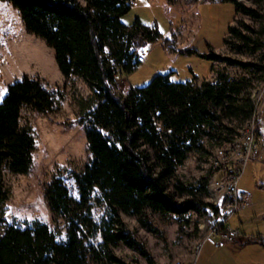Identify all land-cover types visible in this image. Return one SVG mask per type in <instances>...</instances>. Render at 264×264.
<instances>
[{"label":"trees","instance_id":"1","mask_svg":"<svg viewBox=\"0 0 264 264\" xmlns=\"http://www.w3.org/2000/svg\"><path fill=\"white\" fill-rule=\"evenodd\" d=\"M1 1L17 9L26 29L55 51L65 78H82L93 100L109 107L82 118L91 120L86 129L91 157L82 171L68 175L76 183L79 198L70 195L60 177L48 187L50 209L63 226L40 221L27 226L18 223L0 248V264H89L91 254L108 258L113 264H126L111 250L119 242L153 262L151 253L128 230L123 214L144 219L148 210L163 215L193 210L210 217L202 200L193 197L178 201L169 180L190 153L204 150L205 138L231 130L225 119L241 118L245 123L252 117L250 79L217 73L215 80L204 79L198 85L197 76L192 81L173 82L171 71L169 76L158 74L147 85L120 96L116 78L132 74L140 64L137 56L141 50L164 37L156 24L151 27L139 18L132 25L124 23L132 0ZM218 1L232 2L236 16L246 15L262 26L257 31L243 23L244 32L230 25L224 43L231 35L240 40L239 51L253 54L264 47L261 9L239 0ZM179 52L211 60L213 72L222 60L264 76L263 61L223 56L212 45L207 53L196 49ZM58 95L60 92L50 89L44 79L29 76L8 86L0 102V208L10 198L5 171L28 174L34 164L36 141L31 129L21 123L22 110L29 107L52 113L58 108ZM219 138L224 139L223 135ZM228 138L229 142L233 139ZM176 186L181 192L192 193L181 182ZM210 206L219 214L217 207ZM97 209L102 215L97 216ZM224 226L227 228L229 222Z\"/></svg>","mask_w":264,"mask_h":264},{"label":"rangeland","instance_id":"2","mask_svg":"<svg viewBox=\"0 0 264 264\" xmlns=\"http://www.w3.org/2000/svg\"><path fill=\"white\" fill-rule=\"evenodd\" d=\"M170 1L132 0L131 11L123 17L127 25H132L136 18L151 27H154L152 22H155L162 34H170L141 50L148 53L147 60L140 63L132 74L121 77L117 84L120 96H126L137 86L147 85L164 69L174 72L170 75L173 82L192 81L197 76L199 79L196 84L199 85L201 79L212 77L215 80L217 73H221L250 79L253 90L258 88L264 91L262 73L230 65L222 60L218 61L216 72H213L211 60L194 53L179 52L180 49H196L200 53H207L209 45H212L223 56L245 62H264V47L253 54L246 50L239 51L240 40L231 35L227 37L229 41L224 43L230 24L244 32L246 29L243 23L261 31L260 22L243 14L236 16L232 2L199 0L197 4H191L190 0ZM239 1L260 8L264 14L263 0ZM0 73V102L8 86L24 76L44 79L50 89L60 92L57 96L58 108L52 113H41L29 107L22 110L21 123L31 129L36 141L34 164L28 174L5 171V184L10 191V198L0 208L1 242L13 223L27 226L40 221L52 226H63L61 220L59 224L55 221L50 209L46 198L48 187L55 178L60 177L69 188L70 195L79 198L76 183L68 175L71 171H82L91 157L86 136L89 121H83L82 118L90 112L106 111L109 105L93 100V93L82 78H65L56 62L55 51L42 38L26 29L17 9L1 0ZM259 117L262 120H259L257 134L264 159V108ZM224 123L231 130L223 129L221 134L212 133L216 138H205L204 150L190 153L184 164L178 167L176 176L169 180L170 189L178 201L198 198L206 204L210 217L193 210L183 215H163L148 210L144 219L123 214L128 230L146 247L153 259L150 262L139 251L123 242L111 246L114 254L126 264H197L206 240L211 237L215 241L219 239L211 235L219 214H215L210 205L217 207L220 213L225 208V193L214 182L223 172L221 166L230 144L228 137H235L244 125L241 118L225 119ZM219 135H223L224 139H220ZM260 162H249L246 165L238 186L239 190L253 194V199L256 196L264 201V161ZM179 182L191 189L192 193L179 191L176 186ZM260 211L258 206L254 212L257 214ZM96 212L97 216L103 213L100 209ZM251 219L252 213L244 217L241 211L236 212L229 220V225H243L244 229L254 232L255 237L264 235L263 214L258 220ZM64 235L65 231H62ZM89 264L113 263L108 258H96L91 254Z\"/></svg>","mask_w":264,"mask_h":264},{"label":"built area","instance_id":"3","mask_svg":"<svg viewBox=\"0 0 264 264\" xmlns=\"http://www.w3.org/2000/svg\"><path fill=\"white\" fill-rule=\"evenodd\" d=\"M156 23L153 22V26ZM148 53L140 52L137 56V61L142 63L147 60ZM121 76L116 78L118 84ZM253 105L252 117L247 120L242 130L230 141L226 152L223 170L219 178L214 182L219 189L223 188L225 193V208L219 213V219L215 223L211 235H216L222 242L235 243L240 238V232L228 226L224 228L226 223L232 216L239 212L248 202V196L239 190V180L244 171V168L249 162L264 161L261 156V144L258 137V123L260 114L264 108V91L254 89L251 95ZM256 241L264 244V235H259L254 238Z\"/></svg>","mask_w":264,"mask_h":264},{"label":"crops","instance_id":"4","mask_svg":"<svg viewBox=\"0 0 264 264\" xmlns=\"http://www.w3.org/2000/svg\"><path fill=\"white\" fill-rule=\"evenodd\" d=\"M169 34L170 33L163 35L167 38ZM152 45L153 43L149 46L151 47ZM206 79L213 80L212 77L211 79ZM200 81H202V79ZM259 163L262 162L259 161ZM240 192L248 196L247 204H245V206L240 210L242 215L247 217L248 214L252 213V219L250 221L258 220L262 217V214L264 217V201H261L260 197L256 198V196L255 199H253V194L247 193L241 189ZM258 206L261 208V211L256 214L254 211L258 208ZM232 228L240 232V238L238 241L235 243L222 242L220 239L215 241V239H212L211 237L206 240L202 246L201 253L198 258L199 264H264V244L254 239V232H250L246 228L244 229L243 225H238L237 227Z\"/></svg>","mask_w":264,"mask_h":264},{"label":"water","instance_id":"5","mask_svg":"<svg viewBox=\"0 0 264 264\" xmlns=\"http://www.w3.org/2000/svg\"><path fill=\"white\" fill-rule=\"evenodd\" d=\"M203 1H205V0H202V2ZM170 73H171V70H169V69H164V70H161V71H159V75H163V76H169L170 75ZM90 121L91 120H89V122H88V125H89V123H90ZM17 227V224L16 223H13L10 227H9V229H8V231H7V233H6V235H5V237L2 239V241L0 242V248L4 245V243L6 242V240H7V238L9 237V235H10V232L14 229V228H16Z\"/></svg>","mask_w":264,"mask_h":264}]
</instances>
